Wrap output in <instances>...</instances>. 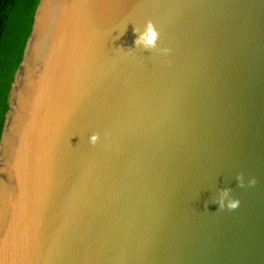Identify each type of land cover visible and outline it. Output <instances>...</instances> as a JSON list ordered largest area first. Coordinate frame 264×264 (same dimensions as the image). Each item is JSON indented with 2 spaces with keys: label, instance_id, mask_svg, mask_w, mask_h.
I'll return each mask as SVG.
<instances>
[{
  "label": "water",
  "instance_id": "95a60500",
  "mask_svg": "<svg viewBox=\"0 0 264 264\" xmlns=\"http://www.w3.org/2000/svg\"><path fill=\"white\" fill-rule=\"evenodd\" d=\"M148 20L169 55L135 47ZM0 264H264V0H38L0 124Z\"/></svg>",
  "mask_w": 264,
  "mask_h": 264
},
{
  "label": "trees",
  "instance_id": "16d2710c",
  "mask_svg": "<svg viewBox=\"0 0 264 264\" xmlns=\"http://www.w3.org/2000/svg\"><path fill=\"white\" fill-rule=\"evenodd\" d=\"M38 0H0V124Z\"/></svg>",
  "mask_w": 264,
  "mask_h": 264
},
{
  "label": "clouds",
  "instance_id": "9594fccd",
  "mask_svg": "<svg viewBox=\"0 0 264 264\" xmlns=\"http://www.w3.org/2000/svg\"><path fill=\"white\" fill-rule=\"evenodd\" d=\"M134 34L136 35V39L134 40V45L136 48H142L144 51L152 52L158 51L159 53L167 56L170 54L171 49L169 48H158V41L160 39V32L158 31L156 25L153 21L148 20L144 26L143 31H140L138 28L133 29ZM122 33L121 35H123ZM99 139V135L94 133L89 137V142L93 145L97 143ZM238 186L243 188L244 179L243 174L237 176ZM257 181L255 178H252L248 182L249 187H254ZM231 189H224L220 193L219 199L213 200L212 203L218 206L219 210L227 209L228 211L236 210L240 201L234 197L230 196Z\"/></svg>",
  "mask_w": 264,
  "mask_h": 264
}]
</instances>
